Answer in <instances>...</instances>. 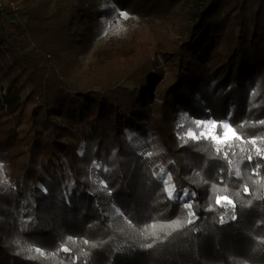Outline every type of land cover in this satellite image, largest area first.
I'll return each mask as SVG.
<instances>
[{
	"label": "trees",
	"instance_id": "16d2710c",
	"mask_svg": "<svg viewBox=\"0 0 264 264\" xmlns=\"http://www.w3.org/2000/svg\"><path fill=\"white\" fill-rule=\"evenodd\" d=\"M4 1L17 9L0 8V264H264V158L239 140L218 152L177 119L227 121L264 151V0ZM121 10L178 33L158 47L111 35L82 78L79 54ZM169 176L188 199L169 198Z\"/></svg>",
	"mask_w": 264,
	"mask_h": 264
},
{
	"label": "rangeland",
	"instance_id": "374dc122",
	"mask_svg": "<svg viewBox=\"0 0 264 264\" xmlns=\"http://www.w3.org/2000/svg\"><path fill=\"white\" fill-rule=\"evenodd\" d=\"M80 0H76V2H79ZM96 1V0H95ZM101 1V4L105 2H111V0H98ZM56 8H54L55 10ZM121 15V24L116 28L108 27L107 30L104 32V34L93 40L86 50L82 51L78 56V63L76 68V73L80 75L82 78H84V75L86 71L100 58L105 57L106 55V41L111 35H115L118 37H121L122 39H125L127 41L135 42L138 46H140V42L144 43L142 45H145L146 43L149 44L147 46L149 47H158L157 42H160V36L159 33L164 30L165 32L169 33L170 35L175 36L178 31L176 28H173L168 22L158 20L153 17H147V16H139L137 14H130L126 11H120ZM160 66H163V63L161 62ZM164 71L162 74V78L156 81V83L153 85L152 88V95L154 97L157 96V89L160 85H162L161 80L163 78L168 79L169 74L167 73V70L163 66ZM124 85L128 87H133V85L130 82H124ZM34 108L33 103H29L24 113L25 115H30L32 112V109ZM177 119L180 124H184L185 129V135L189 132V130H192L196 133L197 136H199L201 131L205 130V127L202 125L201 127H197L194 123L195 121H202V122H215L212 119H199L191 116L185 109H178L177 112ZM228 123L227 121H222L221 124ZM31 125L30 122H25L23 125H21L22 131H24L26 128H29ZM34 129V125H32ZM83 127V125H82ZM207 131L211 132V126L209 125L207 128ZM217 131V130H216ZM122 159V157L119 159ZM27 164V155L20 156L17 161L13 164H5L3 163L1 165L2 173L5 177L13 178L16 173L22 172ZM118 171L117 168L113 172V175H117ZM167 189L169 187H174V195L179 196L181 199H188L191 195V191L186 188H179L178 183L166 184Z\"/></svg>",
	"mask_w": 264,
	"mask_h": 264
},
{
	"label": "snow or ice",
	"instance_id": "6c2138e0",
	"mask_svg": "<svg viewBox=\"0 0 264 264\" xmlns=\"http://www.w3.org/2000/svg\"><path fill=\"white\" fill-rule=\"evenodd\" d=\"M196 124L197 127H201L202 125L205 127L204 131H201L199 136L196 135L195 132H193L192 130H189V132L187 133V135L192 138V139H209L211 141H213L215 144L218 145L217 147V151H220L219 145H226L228 147L232 146V142L234 140H239L242 141L244 143H250L254 146L255 148V152L257 156H262V158H264V151H262V149L260 147L257 146V138H252L250 140H244V137L238 132L237 129L233 128L231 125H229L228 123H223V124H217L216 122H202V121H195L194 122ZM261 124H264V121H260ZM211 126L212 131L209 132L207 131L208 126ZM217 129H219V131H216ZM261 141H264V137H260L259 138ZM244 149H241V151H243ZM225 157H227V153H225ZM248 160L251 161L252 157L249 156ZM256 175H259V165H257V171L255 173ZM235 175L237 178H239L241 176V172L239 170V168L237 167L235 170ZM262 179H264V177H262ZM171 180V177H168V181ZM168 181H165V183L167 184ZM256 183H259V181H256ZM168 191V196L169 198H172L174 195V187H169L167 189ZM245 191H248L247 187H245ZM216 203L218 205L224 206L225 204L227 205H232L233 207H235L234 201L227 195L225 196H217L216 198ZM185 207L187 208H191L190 204H185ZM190 216H194L195 214L192 212H189ZM235 217H233L234 219ZM192 220H189L188 223H192ZM221 222L223 223V219L221 220ZM180 223L178 221L173 222L170 225H160L159 227L161 228V230H163L164 227H169V228H174V227H180ZM153 229H155L156 225H152L151 226ZM153 235H155V231H153L152 233ZM71 239V238H69ZM85 243H87V241H85ZM151 245H149L150 247ZM63 251L67 252L70 249H68L67 247L62 249ZM37 252H40V249H36ZM43 254V253H41Z\"/></svg>",
	"mask_w": 264,
	"mask_h": 264
},
{
	"label": "built area",
	"instance_id": "2783aa9c",
	"mask_svg": "<svg viewBox=\"0 0 264 264\" xmlns=\"http://www.w3.org/2000/svg\"><path fill=\"white\" fill-rule=\"evenodd\" d=\"M4 4H6L8 7H10L12 11H16V9H17V6L13 1H8L5 3L4 0H0V8H2Z\"/></svg>",
	"mask_w": 264,
	"mask_h": 264
}]
</instances>
